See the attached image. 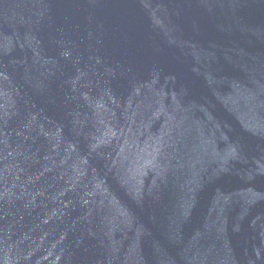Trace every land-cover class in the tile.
<instances>
[{
	"label": "water",
	"instance_id": "1",
	"mask_svg": "<svg viewBox=\"0 0 264 264\" xmlns=\"http://www.w3.org/2000/svg\"><path fill=\"white\" fill-rule=\"evenodd\" d=\"M0 264H264V0H0Z\"/></svg>",
	"mask_w": 264,
	"mask_h": 264
}]
</instances>
